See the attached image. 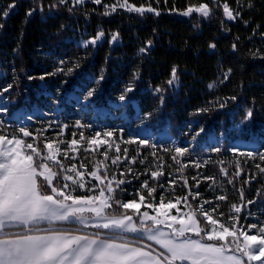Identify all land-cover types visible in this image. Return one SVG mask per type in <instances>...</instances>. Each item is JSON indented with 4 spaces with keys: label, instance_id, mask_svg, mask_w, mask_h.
<instances>
[{
    "label": "trees",
    "instance_id": "obj_1",
    "mask_svg": "<svg viewBox=\"0 0 264 264\" xmlns=\"http://www.w3.org/2000/svg\"><path fill=\"white\" fill-rule=\"evenodd\" d=\"M142 1L157 8L160 15L148 12L141 15L120 8L105 14V3L113 4L116 0H102L99 5L88 1L72 7V11L59 0H0V105L8 108L7 113L0 115L17 123L21 115L28 114L29 105L43 109L49 103L55 81L71 78L72 87H81L96 84L94 81L103 72L104 79L99 84H103L104 93L90 100L88 107L104 106L109 85L123 86L132 81L134 91L128 93L129 117L124 122L127 129L136 123L134 113L140 115L146 111L152 116L149 122L139 126L149 129L158 142L173 139L187 142L202 125L206 126V132L195 140L198 149L205 147L206 139L213 135L222 138L223 149H228L230 139L264 142V36L261 35L264 0ZM13 3L15 7L3 17L2 12ZM195 3L209 4L212 12L208 17L196 12L184 15ZM224 3L234 14L238 12L239 18L229 20L223 12ZM33 9L32 15H27ZM100 31L104 37L96 45L83 46L84 41ZM116 33L118 38L113 41ZM213 43L214 49L209 47ZM142 48L146 51L141 52ZM257 50L258 54L254 55ZM86 55V63L71 74H65L67 69L65 73L52 72L58 61H72ZM174 66L179 81L168 85ZM228 69L232 71L225 79ZM136 72L139 77L133 81ZM52 73L55 75H46ZM213 82L214 87L209 88ZM8 84L13 87L4 92ZM158 87L165 90L163 105L161 94L155 91ZM233 96L235 100L231 99ZM66 100H62L58 113H70ZM219 103L225 106L220 108ZM201 108L210 110L197 111ZM248 108L253 109V117L244 121ZM40 137L38 143L43 150V137ZM204 149L201 151L207 152ZM235 162L210 164V168L224 190L239 193L243 187V210H251L255 203L247 205L249 196L256 203H264V174H259L252 163L241 161L244 172L229 184L221 169L227 168L231 176L236 171ZM253 175L255 179L245 184ZM188 199L195 209L197 200L193 201L191 196Z\"/></svg>",
    "mask_w": 264,
    "mask_h": 264
},
{
    "label": "snow or ice",
    "instance_id": "obj_2",
    "mask_svg": "<svg viewBox=\"0 0 264 264\" xmlns=\"http://www.w3.org/2000/svg\"><path fill=\"white\" fill-rule=\"evenodd\" d=\"M67 2L68 0H59L61 4ZM84 2L85 0H72L73 4ZM92 2L99 5L102 0ZM164 2L167 3V0ZM14 7V3L8 5L2 16L7 17ZM249 7L252 5L249 4ZM118 8L141 15L146 12L160 15L157 8L150 5L138 7L128 3V0H116L115 3L105 6V14H111ZM33 11L34 9L30 10L27 15L31 16ZM69 11L72 9L69 8ZM193 12L208 17L212 9L209 4L201 3L198 6H189L183 14L191 15ZM223 12L229 20L239 18V13L234 14L227 3L223 4ZM244 23L247 24L248 21ZM118 35L114 34L112 40L115 41ZM261 35L264 36V33ZM103 37L104 32L100 31L95 37L84 41L83 46H94ZM148 45H151V41H148ZM209 47L214 49L216 45L213 43ZM232 47L235 50L236 44ZM140 51L145 52L146 48ZM258 52L259 50L253 54ZM59 63L64 65L66 62L61 60ZM78 67L79 64L76 63L73 68H68L66 73L63 67L57 68L56 71L71 74ZM231 71L228 69L224 74L225 79ZM138 77L139 72L134 73L133 81ZM40 79L43 80L44 76ZM103 79L102 72L94 82L99 84ZM178 81L177 68L174 66L167 84L174 85ZM214 84L215 82L209 84V88L214 87ZM12 87V84H8L3 91L7 92ZM132 91L134 83L130 81L119 100L125 101L127 94ZM155 91L161 94L160 104L163 105L165 90L158 87ZM95 92V88L88 90L84 99L88 100ZM231 99L235 100L236 97ZM224 106V103H219L220 108ZM209 110L197 109L199 112ZM7 112L8 108L0 105V113ZM151 116L152 113L149 112L143 119L148 120ZM252 117L253 109H246L244 121H249ZM3 124L4 121L0 120V264H253L254 261L264 264V224L247 225V231L237 227L239 214L245 207L243 187L238 190L241 204H231L228 215L225 216V213L220 211L218 202L226 201V196H217V203L214 205L212 200H205L201 196L198 190L200 180L196 177L192 179L197 190L193 192L187 186L185 168L189 164L197 169L201 166L198 159H192L188 147L165 150L174 153L171 159L176 162V170L179 173L178 177L170 175L168 183L170 186L181 183L187 189L186 196L175 197V202L169 199L166 203L164 195H161L157 202V188L150 187L148 179H144L136 193L139 202L137 199L123 201L117 194L123 195V186L131 183V180L117 179V172H112L109 176L110 166L119 169L122 163L128 165L123 171H118L120 177L127 174L135 179L139 175H146L158 180L164 175L162 169L165 164L162 158L157 157V145L149 139H140L137 136L130 137L125 142L138 141L139 145L153 149L151 156L157 159L158 170L149 171L146 165V172L140 174L131 167L137 163V157L129 158L127 148L121 154L120 144L112 141L114 133L110 130L104 131V138H101V132H94L85 137L84 132L79 131V139L76 138L77 132H73L72 138L65 140L61 137L68 125L58 126L60 131L55 138L43 137L41 150L38 143L41 139L39 132L34 135L26 127H20L17 134H4ZM76 127L90 128L91 125H83L77 121ZM202 132L203 127L193 135L192 140L195 141ZM19 134H22V137H31L33 142L26 143L23 138H18ZM110 151L114 152L111 157ZM212 151L220 152L221 148L215 147ZM230 151L264 162V152H241L236 147ZM81 152L84 154L83 159ZM97 155L102 159H97ZM89 157L90 162L85 163ZM183 158H187L189 163H184ZM64 161L71 163L66 164ZM146 161L147 157L140 163L146 164ZM203 163L207 165L208 161ZM255 166L259 174H264L261 164ZM235 167L236 171L231 176L227 168L221 169L223 175L228 177L229 184L233 183V178L244 172L238 160ZM203 179L211 180L215 184L213 177ZM253 179L254 175L244 183L249 184ZM145 190L147 197L144 195ZM161 191H164L163 186ZM260 195L258 190L257 197ZM189 196L193 201L199 198L195 209L189 202ZM246 203L251 205L255 200H248ZM180 204L188 211H182L178 207ZM141 205H144L146 210L141 211ZM172 209H176V215L171 214ZM251 230H255L256 234L249 235ZM229 237L231 239H228Z\"/></svg>",
    "mask_w": 264,
    "mask_h": 264
},
{
    "label": "rangeland",
    "instance_id": "obj_3",
    "mask_svg": "<svg viewBox=\"0 0 264 264\" xmlns=\"http://www.w3.org/2000/svg\"><path fill=\"white\" fill-rule=\"evenodd\" d=\"M92 0H85V2H88ZM133 2H128L130 4H135L136 6H145L148 5L142 1V0H132ZM84 2V3H85ZM144 2V3H143ZM67 5L69 8L77 7L81 4H73L72 0H68ZM111 5L108 3H105V6ZM199 3L192 4L191 6H198ZM88 56L74 58L72 61H65L66 63L64 65H60L59 61L55 65H53V71L57 72V68L63 67L64 69L73 68L74 64L78 63L79 66L81 64H85ZM79 68V67H78ZM75 68V69H78ZM82 68V67H81ZM74 69V70H75ZM71 78H66L61 81H55L53 83V87L49 92V103H45V106L43 109H40L38 106H32L29 105L28 107V114L21 115L19 121L17 123L10 122L9 119L6 118V116L0 115V120L4 121V124L2 126L3 133L8 134H17L18 129L20 127H26L30 132H32L34 135L39 132L40 136L44 137L47 136L49 138H55L57 136V133L60 131V128L58 126L62 125H68V128L65 130L62 139L70 140L72 138V133L77 132V139H79V131H83L85 134V137L91 136L94 132H101V138L103 137V133L106 130H110L114 133V136L111 138L114 143H119L121 148V154L123 153V150L125 148L128 149V157H137V163L134 165H131V167L134 169L135 172L143 174L146 172V165L147 170L149 171H157V159L155 157L151 156V152L153 149L149 146H142L139 145L138 141L136 143H125L129 140L130 137H139L140 139H149L151 143L156 144L157 148L155 151L157 152V157L162 158V162L165 164V167H163L162 171L164 175L160 176L158 180H153L150 176L146 175H139L138 178H133L131 175H127L125 177H120L118 174V171H123L125 167H127V164L122 163L119 165V169L110 166L109 170V176L112 174V172H117V179H128L131 180V183L125 184L123 187L125 189V193L123 195L117 194V197L127 201L130 199H137L138 195L136 194L138 190L141 187V183L144 179H148L149 186L150 187H156L157 192L155 193L156 200L158 202L161 195H164L165 202L169 199H172L173 202H175V197H184L187 195V189L181 184L177 183L174 186H170L169 176L172 177H178L179 173L176 170V162L171 159V155L174 153L165 151L166 149H172L174 147H188L191 152L192 159H198L201 162V166L197 169L192 167L190 164L187 167L188 169H192L193 171L187 172L184 170V172L187 174L185 177L191 181L187 182V186L192 189L193 192H195L196 185L195 181L192 179L193 177H196L197 180H200L199 184V192L201 193V196L205 200H212L215 203L217 201L215 198L220 195H224L227 197L226 201H220L218 202L220 204V211H223L225 213V216L228 215L229 208L231 204L235 203L237 205L241 204L239 193L226 191L222 187L221 180L218 178V176L213 173L212 169L210 168V164H224L230 161H247L252 163L254 166L256 164H264V162H261L258 158L253 160L251 158H248L246 156H240L238 153H233L230 151L231 148L236 147L239 148L241 152H264V142L255 143L253 140H238V139H230L229 140V147L228 149H223V140L218 135L209 136L208 139H206L204 146L201 148H205L204 150L207 152H202L201 148L198 149V147H195L192 139L188 140L187 142H183L180 139H173L170 141H162L158 142L156 135H153L152 132L149 129L143 128V123L149 122L148 120H144L143 117L147 112L140 113V115L133 114V117L135 118L136 123L133 127L130 129H127L124 127V122L129 117L128 112V103L130 101V97L127 94V98L125 101H120L119 96L122 94L124 88L128 85V82H125L123 86H117V85H109L107 87V98L106 103L104 106L98 108L95 105H91L88 107V103L90 100L95 99L96 97L102 96L104 93V87L103 84H87L83 85L81 87L78 86H71L70 84ZM96 89L95 94L88 98V100H85L84 97L87 95V91L90 89ZM75 94V96H74ZM68 102V106L70 108V113H58L59 105L63 102L62 100H65ZM100 106V105H98ZM134 106V103H133ZM137 111H139L138 108H136ZM1 114V113H0ZM80 121L83 125H91L90 128H81L78 129L76 127V122ZM49 124H51V128H49ZM201 127L204 128V132L206 129L205 125H202ZM200 127V128H201ZM122 130V131H121ZM202 132V133H204ZM200 133V134H202ZM18 138H23L26 143H32L33 139L31 137H22V134L18 135ZM198 141V137L196 139ZM219 147L221 148L220 152H214L212 151L213 148ZM103 149H101L102 151ZM137 150H139V155H137ZM114 152L110 151L109 156H113ZM84 154L81 152V159H83ZM98 157V155H97ZM96 157V158H97ZM100 157V156H99ZM145 157H147L146 164L140 163L141 160H143ZM61 159H63L61 157ZM102 159V157H100ZM123 159V156H122ZM207 160L208 163L205 165L203 161ZM66 164L71 163V161H64ZM90 162L89 160H85V163ZM184 163H189L187 158H183ZM79 163V161H77ZM110 163V162H109ZM91 170V167L89 168ZM103 174V173H101ZM203 177H213L215 179V184L212 183L211 180H205ZM211 185V188H210ZM161 186H163L164 191H161ZM144 195L147 197L148 193L147 190L144 191ZM248 200H253L251 196L248 197ZM246 201V200H245ZM247 202V201H246ZM199 203V198H197V205ZM183 205V204H181ZM181 205H178V207L181 208L182 211H188L187 208L181 207ZM142 206V205H141ZM207 208L208 205H205ZM134 211V210H131ZM130 211V212H131ZM251 213V214H249ZM172 215H176V211L174 209L171 210ZM223 219V218H221ZM251 224H257L258 226L261 224H264V203L259 202L256 203L254 207H252L251 210L244 211L243 208L241 209V212L239 214V223L237 227H241L244 230L247 229V225ZM249 235H254L255 230H251L248 232ZM228 239H231L230 237ZM253 264H259V261H254Z\"/></svg>",
    "mask_w": 264,
    "mask_h": 264
},
{
    "label": "crops",
    "instance_id": "obj_4",
    "mask_svg": "<svg viewBox=\"0 0 264 264\" xmlns=\"http://www.w3.org/2000/svg\"><path fill=\"white\" fill-rule=\"evenodd\" d=\"M123 199V198H122ZM124 201V200H123ZM144 210H146L145 208H144V205H142L141 206V211H144Z\"/></svg>",
    "mask_w": 264,
    "mask_h": 264
}]
</instances>
